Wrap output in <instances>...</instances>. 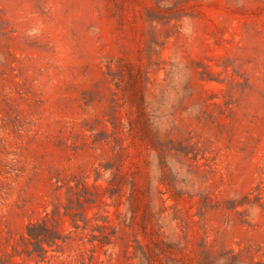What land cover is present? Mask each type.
Masks as SVG:
<instances>
[{"label":"rangeland","instance_id":"1","mask_svg":"<svg viewBox=\"0 0 264 264\" xmlns=\"http://www.w3.org/2000/svg\"><path fill=\"white\" fill-rule=\"evenodd\" d=\"M0 264H264V0H0Z\"/></svg>","mask_w":264,"mask_h":264},{"label":"trees","instance_id":"2","mask_svg":"<svg viewBox=\"0 0 264 264\" xmlns=\"http://www.w3.org/2000/svg\"><path fill=\"white\" fill-rule=\"evenodd\" d=\"M33 226H31L30 228H32ZM30 232V231H29ZM29 236L33 239V240H35L36 241V243H38L39 245H40V248L42 249V250H44V248H43V246H42V244L43 243H50L48 240H47V238H46V236L47 235H43V234H35V233H29ZM238 258V256H236V255H234V259L236 260ZM205 259H207L206 257H205Z\"/></svg>","mask_w":264,"mask_h":264}]
</instances>
